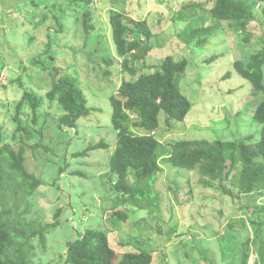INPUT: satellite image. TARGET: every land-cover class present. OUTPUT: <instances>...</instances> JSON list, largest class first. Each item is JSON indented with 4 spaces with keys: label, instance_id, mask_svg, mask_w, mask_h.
I'll return each mask as SVG.
<instances>
[{
    "label": "rangeland",
    "instance_id": "obj_1",
    "mask_svg": "<svg viewBox=\"0 0 264 264\" xmlns=\"http://www.w3.org/2000/svg\"><path fill=\"white\" fill-rule=\"evenodd\" d=\"M75 1L0 0V134L10 141L15 130V107L26 88L44 101L39 114L46 123L43 147L38 154L31 151L30 160L31 166L38 164L43 184L34 197L28 198L32 215L26 218L30 222L38 216L42 224L57 221L59 225L47 236L44 248L36 239L38 257L43 258L34 262L58 264L66 243L76 240L87 228H94L108 233L118 255L139 249L151 251V264H237L239 247L252 235L249 213L244 208L259 201L256 193L233 200L202 188L199 172L161 162L162 171L154 184L160 200L159 214L150 216L147 209L131 204L113 209L115 194L108 184L113 146L78 158L71 155L100 140L109 145L116 141L109 97L122 79L131 76L119 73V65L111 67L110 78L98 77L105 69L99 67L100 60L117 57L109 23L115 11L145 20L152 31V49L137 66L153 70L167 55L188 61L177 85L191 109L183 121L173 123L172 129L161 122L163 113L159 114L156 137L161 156L167 145L177 140L239 142L250 135L257 138L261 124L252 118V110H245V105L249 103L250 109L253 102L251 87L234 72L232 63L264 51L260 40L264 38V3L254 9L261 25L253 24L241 35L226 22L206 36L203 45H197L196 40L186 43L189 31L207 24L209 14L202 7L181 8V4L210 0H92L89 5ZM87 8L93 27L89 34L80 16ZM245 37L250 40L245 41ZM47 58L52 67H60L78 79L88 106L97 109L79 121L77 132L59 130L57 104L49 107L46 103L44 95L51 87L48 69L44 68ZM262 69L264 72V65ZM243 110L246 113L242 115ZM60 167L65 168L61 174ZM76 170L82 175L74 174ZM57 209L62 210L58 218ZM119 210H124L125 218L113 215ZM255 258L253 253L249 264Z\"/></svg>",
    "mask_w": 264,
    "mask_h": 264
},
{
    "label": "trees",
    "instance_id": "obj_2",
    "mask_svg": "<svg viewBox=\"0 0 264 264\" xmlns=\"http://www.w3.org/2000/svg\"><path fill=\"white\" fill-rule=\"evenodd\" d=\"M91 1L75 2L89 5ZM260 2L264 3V0H210L181 4V8L202 7L203 12L209 14L207 24L189 31L186 43L196 40L197 45H203L207 41L206 36L217 32L226 22L235 33L243 35L251 25H261L254 14V9L261 7ZM80 16L84 31L89 34L93 30L90 10L87 8ZM109 23L117 57L100 60L99 67L105 69L98 77L100 80L110 78L111 67L119 65V73L131 76L129 80L122 79L109 97L110 121L116 131V141L109 145L100 140L83 151L72 153L71 157L86 156L90 151L113 146L108 159V184L115 194L113 209L131 204L147 209L150 216L159 214L160 200L154 184L162 171L161 162L199 172L201 178L198 183L202 188L233 200L256 193L259 201L244 208L245 213H249L252 235L239 247L236 261L237 264H249L254 253L253 264H264V51L259 50L245 61L232 63L234 72L250 84L253 102H250V109L247 103L245 110H252V118L261 124L258 137L250 135L239 142L226 139L177 140L168 144L161 156L158 150L160 140L156 137L159 114L163 113L161 122L172 129L173 123L183 121L191 109L190 102L177 85L178 78L185 74L188 61L185 58L174 60L167 55L153 70H143L137 64L145 61L152 49L149 44L152 31L146 21L134 19L124 11H115L110 14ZM243 39L250 40L248 37ZM260 40L264 44V38ZM47 60L44 68L48 69L51 87L44 95L46 103L49 107L57 104L60 115L56 126L59 130L68 128L69 132H77L79 121L97 109L88 106V99L76 77L60 67H52L49 58ZM25 90L15 107L12 118L15 130L10 141L0 134V264H36L34 260L38 262V258L42 261L35 242L38 240V245L44 248L47 236L59 225L57 221L42 224L38 216L30 222L26 218L32 215L28 198L34 197L33 194L43 184L38 164L31 166L30 160L32 152L37 151L38 154L43 147L41 139L46 123L45 118L39 115L44 105L42 97L30 89ZM64 170L60 167L59 173ZM73 173L82 175L78 170ZM61 212L57 209L55 216L58 218ZM113 215L125 218L124 210ZM65 248L60 259L63 264L152 262V252L146 249L118 255L110 245L108 233L94 228H87L76 240L68 241Z\"/></svg>",
    "mask_w": 264,
    "mask_h": 264
}]
</instances>
